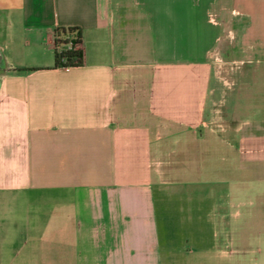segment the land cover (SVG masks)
Instances as JSON below:
<instances>
[{"label": "crops", "instance_id": "obj_1", "mask_svg": "<svg viewBox=\"0 0 264 264\" xmlns=\"http://www.w3.org/2000/svg\"><path fill=\"white\" fill-rule=\"evenodd\" d=\"M241 1L0 0V220L14 219L0 222V264H193L190 225L160 205L190 192L196 167L241 170L242 128L209 125L218 17L230 8L236 33L246 22L243 39L259 23ZM60 27L81 30L82 66L53 68ZM213 151L230 167L211 168ZM215 205L210 258L226 264L239 213Z\"/></svg>", "mask_w": 264, "mask_h": 264}, {"label": "rangeland", "instance_id": "obj_2", "mask_svg": "<svg viewBox=\"0 0 264 264\" xmlns=\"http://www.w3.org/2000/svg\"><path fill=\"white\" fill-rule=\"evenodd\" d=\"M241 2L247 7H244L247 12L256 9L254 13L259 23L255 26L251 23L252 37L243 39L240 35L244 34L247 23L241 24L243 33H236L231 26L233 11L227 8L222 16L219 15L221 21H227V30L211 56L212 118L209 120L210 127L218 135L224 134L225 128H242L238 133L239 138L244 140L241 170L236 176L239 180L236 178L234 181L228 172L219 178L218 172L214 174L213 171L211 176H207L206 172L207 178H204L203 171L197 175L199 169L196 167V177L191 183L190 192L181 191V186H177L179 192L170 200V205H160L177 210L175 215L170 216L175 226L185 222L190 225L180 234H184L189 241L187 247L190 256L194 257L193 264H201V261L215 264L211 256L217 245L223 247L220 241H223L224 234L220 233L218 238L213 237V224L218 217L213 214L216 203L227 213L234 210L239 213L235 217L227 216L226 225L231 229L228 233L232 245L225 249L228 256L226 264H264V48L262 44L259 45L260 41H264V0ZM227 4L230 5V2ZM241 7L242 4L237 6L239 12L242 11ZM242 17L248 20L245 15ZM222 155L223 151L211 152V168L223 170L225 166L230 167V162L219 161ZM227 192L235 198L231 208L226 204L231 199H224ZM183 209H188L189 214L183 215ZM13 220V216L8 214L1 216L0 222ZM199 246L211 253L201 254ZM230 249L235 250L234 254L229 253ZM9 255L8 250L5 259ZM3 264L6 262L3 261Z\"/></svg>", "mask_w": 264, "mask_h": 264}, {"label": "trees", "instance_id": "obj_3", "mask_svg": "<svg viewBox=\"0 0 264 264\" xmlns=\"http://www.w3.org/2000/svg\"><path fill=\"white\" fill-rule=\"evenodd\" d=\"M54 36V69L77 68L83 65L82 33L77 27L56 28ZM25 72L34 69L22 70ZM21 72V71H19Z\"/></svg>", "mask_w": 264, "mask_h": 264}]
</instances>
